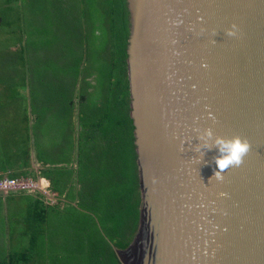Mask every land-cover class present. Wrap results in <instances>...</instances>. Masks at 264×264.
<instances>
[{
  "label": "water",
  "instance_id": "obj_1",
  "mask_svg": "<svg viewBox=\"0 0 264 264\" xmlns=\"http://www.w3.org/2000/svg\"><path fill=\"white\" fill-rule=\"evenodd\" d=\"M126 1L142 203L119 263L264 264V0ZM207 129L250 145L222 179Z\"/></svg>",
  "mask_w": 264,
  "mask_h": 264
},
{
  "label": "trees",
  "instance_id": "obj_2",
  "mask_svg": "<svg viewBox=\"0 0 264 264\" xmlns=\"http://www.w3.org/2000/svg\"><path fill=\"white\" fill-rule=\"evenodd\" d=\"M129 34L126 0H0V119L28 128L9 178H45L53 195L0 191V264H120L111 244L137 235Z\"/></svg>",
  "mask_w": 264,
  "mask_h": 264
},
{
  "label": "crops",
  "instance_id": "obj_3",
  "mask_svg": "<svg viewBox=\"0 0 264 264\" xmlns=\"http://www.w3.org/2000/svg\"><path fill=\"white\" fill-rule=\"evenodd\" d=\"M29 88L24 92L30 95ZM23 92V93H24ZM5 111V109H4ZM5 114V113H4ZM49 121V120H47ZM64 122V124H68L71 129V113H55L50 116V122ZM26 132L28 133V128L26 129V121L23 120L18 121L17 123L12 122L10 116H4L0 119V177L1 178H9V175L15 172L18 168H21L22 157L21 153H16V149L23 144L24 140L27 139ZM57 137L56 134L53 135ZM42 139V135H41ZM58 141L66 139V136L63 134L62 137L57 138ZM31 166L36 173H40L41 164L36 160V156L34 151L31 153ZM2 169H5L4 171ZM22 178V177H20ZM41 184V188L36 190L38 192L43 193L47 196L48 199L52 200L53 195L50 194V182L45 179L39 177L38 180H35ZM7 193V192H6Z\"/></svg>",
  "mask_w": 264,
  "mask_h": 264
},
{
  "label": "clouds",
  "instance_id": "obj_4",
  "mask_svg": "<svg viewBox=\"0 0 264 264\" xmlns=\"http://www.w3.org/2000/svg\"><path fill=\"white\" fill-rule=\"evenodd\" d=\"M232 33L229 32V35ZM204 135L212 139L213 144L217 147L218 152L220 153L215 157V164L218 171H215V175L218 179L223 178L224 170L229 169L230 167L239 166L248 153L250 145L247 140L242 139L239 136L232 138H224L219 136H214V133L211 129H207L204 132Z\"/></svg>",
  "mask_w": 264,
  "mask_h": 264
},
{
  "label": "built area",
  "instance_id": "obj_5",
  "mask_svg": "<svg viewBox=\"0 0 264 264\" xmlns=\"http://www.w3.org/2000/svg\"><path fill=\"white\" fill-rule=\"evenodd\" d=\"M41 188V184L30 178H0V191L8 192L11 190L36 191Z\"/></svg>",
  "mask_w": 264,
  "mask_h": 264
}]
</instances>
